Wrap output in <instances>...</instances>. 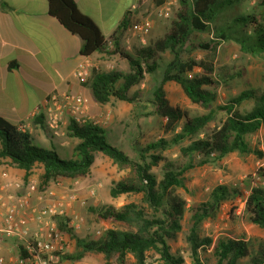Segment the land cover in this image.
Returning a JSON list of instances; mask_svg holds the SVG:
<instances>
[{"label":"trees","instance_id":"trees-1","mask_svg":"<svg viewBox=\"0 0 264 264\" xmlns=\"http://www.w3.org/2000/svg\"><path fill=\"white\" fill-rule=\"evenodd\" d=\"M164 1L157 3L160 6ZM247 2L255 4L249 11L241 12L240 7ZM47 3L49 15L81 38L82 56L118 55L128 61V74L92 69L91 77L83 86L90 91L94 103L106 106L119 101L137 105L144 94L141 91L132 94V91L146 75L153 76L160 69L164 70L149 103L153 114L166 121L161 129L171 138H161L146 146L135 142L137 158L133 160L107 141L106 130L95 121L88 119L80 124L71 118L67 133L78 144L74 148L75 158L63 160L55 149L34 145L29 132L21 131L19 125L0 117V165L9 161L25 172L26 180L33 169L40 166L41 186L47 188L58 180L88 177L99 155L110 159L120 169L130 170V177L116 183L111 196L141 195L145 207L130 203L119 209H95L100 220L125 224L132 229L107 230L98 240L79 238L64 219L60 220V230L70 235L77 247V253L64 256V260H80L88 253H98L108 261L116 257L117 264H125L129 256L137 264H147L148 253L154 251L164 264H185L182 256L172 252L170 242L176 241L182 233V222L188 213L187 201L179 192L187 191L186 174L221 162L234 153L264 158V152L253 149L248 141V137L264 126V89L248 87L224 105H218V89L244 75L220 73L214 64L219 48L230 43L237 44L246 55L264 56V0H179L165 35L147 46L135 48L133 54L126 52L123 46L125 35L133 25L130 12L107 39L100 28L80 12L74 0H47ZM202 36L208 38L203 40ZM198 51H206L211 57L199 60L195 57ZM168 83L179 85L192 104L205 113L192 116L172 106L165 90ZM247 103L252 107L243 111ZM34 123L47 132L43 113ZM174 146L180 147V156L170 161L163 152ZM160 165L161 179L154 172ZM242 197L247 220L264 231V189L252 187L245 197L239 187L219 185L207 201L192 206L189 211L190 229L186 241L195 264H205L201 253L211 249L216 264H264V240H255L245 233L238 237L221 236L216 241L202 236L204 224L216 220L226 202ZM20 251L22 256V248Z\"/></svg>","mask_w":264,"mask_h":264},{"label":"rangeland","instance_id":"rangeland-1","mask_svg":"<svg viewBox=\"0 0 264 264\" xmlns=\"http://www.w3.org/2000/svg\"><path fill=\"white\" fill-rule=\"evenodd\" d=\"M158 1L152 2L151 11L144 14L150 17L153 22L151 33L144 38L132 37L124 40L123 46L126 52L133 54L135 48L149 45L151 42L163 37L170 25V20L179 7V0L171 7L167 18L158 16L159 9L163 8L171 0H165L162 5ZM254 2H247L240 7L241 12H247L254 5ZM138 15V16H137ZM134 13V19H138L141 14ZM138 23V22H137ZM136 23V24H137ZM208 36H202L207 39ZM197 59L210 58L211 55L206 51H198L195 54ZM98 67L103 71H118L123 74L130 72L128 61L118 55L102 57ZM170 59L169 56L165 57ZM214 64L218 72L225 74L240 73L244 76L233 80L229 84L222 85L218 93V105H224L229 99L238 96L248 87L254 89H264V56H250L244 54L240 47L235 43L221 46L214 57ZM163 69H160L153 76L146 75L140 86L136 87L132 94L141 91L144 96L137 102V105L125 102L112 101L106 106H102L101 113L93 121L106 130L107 141L124 151L130 158L136 160L137 155L134 151V143L138 142L142 146L156 142L161 138L170 139V134H165L161 129L166 121L159 119L153 114V107L149 99L155 89L160 84L163 77ZM167 97L174 107H179L187 111L190 115H202L204 110L192 104L187 98L183 89L176 83H168L165 87ZM252 104H245L242 110H250ZM223 115H219L222 118ZM88 120V117H85ZM71 119L70 114L64 116L61 125L60 141L51 139L43 134L45 140L40 141L33 136L34 145L44 149H55L63 160L75 158V146L78 141L69 137L67 126ZM214 126L212 125L211 128ZM52 137V136H51ZM248 141L253 149L264 152V126L255 135L248 137ZM163 156L170 161H176L180 156V147L174 146L163 152ZM159 179L162 178V165L154 169ZM0 174H8L5 183H22V188L15 190L19 196L27 194L28 184L33 180L38 182L37 191L32 194L31 205L33 207H48L54 204L63 203L64 214L53 216L56 229L62 237L64 244V256L75 255L77 247L75 240L68 234L63 233L59 228L60 220L64 219L68 227L81 239L98 240L107 230H132L125 224H111L100 220L95 213V209L104 207H115L117 209L135 203L144 206L141 195H122L118 198L111 196V189L116 183L130 177V170L120 169L110 159L99 155L92 168L91 174L86 178L78 180H58L47 188L41 186L42 169L37 166L26 180L25 172L12 166L9 161H4L0 165ZM263 175V176H262ZM186 190H179L180 194L187 201L188 213L182 222L183 231L179 234L176 241H171L170 246L174 254L184 258L185 264H195L190 247L186 241L190 229V208L209 199L211 192L219 185L239 187L243 190L245 197L250 194L252 187L264 189V158L259 159L255 155H241L234 153L229 155L221 162L211 163L202 168H195L186 174ZM242 233L255 240H264V231L253 225L247 220L245 214V198H238L224 204L216 220H209L204 224L202 236L212 237L215 241L221 237H238ZM10 243L11 247L7 246ZM4 250H8V264H15L12 257L17 258L19 248L17 242L10 240L3 241ZM62 264H117V258L108 261L104 255L98 253H88L80 260H64ZM205 264H216L212 255V249L206 253H201ZM125 264H137L136 260L129 256ZM147 264H164L160 256L151 251L148 253Z\"/></svg>","mask_w":264,"mask_h":264},{"label":"crops","instance_id":"crops-1","mask_svg":"<svg viewBox=\"0 0 264 264\" xmlns=\"http://www.w3.org/2000/svg\"><path fill=\"white\" fill-rule=\"evenodd\" d=\"M74 1L80 12L108 39L129 12L141 14L134 21L131 15L132 27L145 18L144 14L151 11L155 0ZM132 37L129 30L125 40ZM82 44L80 37L49 15L47 0H0V117L15 125L26 124L27 132L35 134L37 140H45L43 134H46L60 141V137H51L48 128L46 132L34 123L36 115L44 114L52 94L80 95L88 104V119L98 116L102 106L93 102L90 91L76 77V72L81 64L99 68L105 55L84 57ZM3 177L0 174V192L6 182ZM8 251L4 250L7 260ZM15 259L12 257V261Z\"/></svg>","mask_w":264,"mask_h":264},{"label":"built area","instance_id":"built-area-1","mask_svg":"<svg viewBox=\"0 0 264 264\" xmlns=\"http://www.w3.org/2000/svg\"><path fill=\"white\" fill-rule=\"evenodd\" d=\"M177 1L171 0L159 9L158 16L167 18L171 7ZM152 27L151 18L145 17L130 31L132 36L142 37L144 41V38L151 33ZM92 69L90 65L81 64L76 77L80 82L85 83L91 77ZM87 105L86 100L80 95L52 94L44 108L46 126L50 135L60 136L66 114H70L78 123L84 124L87 121L85 118ZM19 129L27 131L28 128L26 124H20ZM3 178H8V174H4ZM22 185L19 182L5 183L0 192V264H8L4 256L3 241L10 239L17 242L19 248L15 264H62L65 248L52 217L63 215L65 205L58 203L42 208L33 207L31 199L32 194L38 189V182L32 180L28 184L27 194L19 197L15 190L21 189ZM21 248L24 253L22 256Z\"/></svg>","mask_w":264,"mask_h":264}]
</instances>
